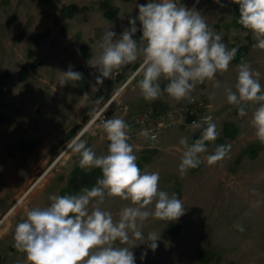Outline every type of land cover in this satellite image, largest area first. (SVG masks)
<instances>
[{
  "label": "rangeland",
  "instance_id": "obj_1",
  "mask_svg": "<svg viewBox=\"0 0 264 264\" xmlns=\"http://www.w3.org/2000/svg\"><path fill=\"white\" fill-rule=\"evenodd\" d=\"M133 2L135 0H0V80L6 82L0 87V209L3 210L0 220L32 182L50 167L53 156L65 150L93 115L94 94L100 85L96 83L97 77L91 72L90 90L88 96H84L77 92L76 81L67 80L65 85H60L62 72L68 71L70 65L73 71H78L80 65L87 67V60L98 56L104 33L121 24L130 25ZM70 4L78 11L72 17H62L61 8ZM221 4L226 6V1L199 0L193 8L200 13L211 11L218 15ZM112 7L118 10L108 18L105 11ZM234 8L238 11L239 5H230L231 10ZM45 30H49L48 35L35 42L34 34ZM226 30L218 33L227 45H251L248 61L260 72V82L264 86V50L252 47L255 41L250 33L245 34V29ZM24 65L27 75L22 80L20 71ZM133 74L131 69L123 71L122 79L115 84L111 95L125 86L117 96L109 119L123 113L119 110L120 103L127 104L131 110L132 105L124 100V90ZM236 75V65L231 64L227 72L217 73L216 80L221 87L213 89L214 93L209 86L211 82L207 81L191 93V97L215 104L219 114L215 122L219 136L224 121H232L240 129L234 139H225L231 150L222 161L208 165L205 160L181 177L178 172L182 152L179 141L185 137L191 144L195 134L186 126L162 135L157 142L147 141L152 147L142 151L134 148L140 168L159 172L161 190L169 195L176 193L185 207V214L176 221L149 218L144 222L145 237L149 232H156L158 247L153 251L148 242L135 241L137 245L131 249L135 264H205L197 259V251L202 248L212 249L220 256L219 261L209 264H264V144L255 138L250 123L252 106L249 105V115L240 118L236 106L227 103L224 88L235 90ZM141 78L139 76L138 80ZM129 122L132 123L131 118ZM98 128L83 132L79 140L89 146ZM71 130L74 133L67 139ZM131 140L129 142L135 147ZM24 141L28 143L25 147ZM103 141L107 145L110 143ZM254 141L262 148L252 158L244 149ZM217 145H221L218 138L209 142L202 158L212 154ZM50 147L52 150L48 149ZM77 156L70 149L61 160L63 165L53 170V177L58 175L57 179L66 184ZM45 179L47 176L40 184ZM111 199L114 201L108 203ZM35 204L31 195L26 194L23 203L2 221L0 264H27L26 254L14 246L13 236L16 224L26 218V211ZM128 204L118 197H106L101 208L111 211L114 219H118L120 210ZM234 225H243L244 231L237 230ZM170 226L173 230L169 237L163 238ZM144 252L147 255L142 259Z\"/></svg>",
  "mask_w": 264,
  "mask_h": 264
},
{
  "label": "clouds",
  "instance_id": "obj_2",
  "mask_svg": "<svg viewBox=\"0 0 264 264\" xmlns=\"http://www.w3.org/2000/svg\"><path fill=\"white\" fill-rule=\"evenodd\" d=\"M239 5L238 23L251 34L254 49L264 50V0H231ZM220 3V0H216ZM138 16L129 19L118 39L116 33H104L99 56L90 65L97 67L100 75L97 84L113 78L114 70L141 60L135 75H140L137 87L146 101H154L166 93L176 101L191 100L198 84L213 82L219 89L217 73L227 72L238 49H229L220 33L214 31L204 16L195 8L189 9L176 0H149L137 5ZM223 7V4H221ZM140 22L142 36L134 39ZM234 89L225 87L227 103L236 106L240 118L249 115L252 106L251 126L255 138L264 144V86L260 72L254 70L243 58L236 66ZM82 74L72 70L62 72L60 85L67 80L79 81ZM161 79L167 81L161 87ZM123 91V89H120ZM86 95V94H85ZM99 103V101H97ZM191 128L202 129L201 135L189 144L182 137L178 172L185 176L190 169L205 162L214 165L226 158L231 145H217L212 154L207 144L219 136L211 114L194 121ZM99 128L105 133L108 144L106 155H97L86 143L72 141L67 147L80 156L81 169L98 168L102 176L91 188L79 194L50 195V205L26 211L15 226V248L26 254L27 264H135L131 249L135 241L148 242L155 251L159 236L149 232L145 237L142 228L149 218L176 221L185 214V207L176 193L169 195L160 188L157 171L142 170L137 163L134 146L129 142L130 125L121 117L102 120ZM139 135L147 141L157 142L158 133L143 128ZM118 197L129 204L114 219L111 211L103 210L105 198ZM244 231L243 225H234ZM119 242V243H117ZM130 245V246H122ZM147 252L142 253L143 259Z\"/></svg>",
  "mask_w": 264,
  "mask_h": 264
},
{
  "label": "crops",
  "instance_id": "obj_3",
  "mask_svg": "<svg viewBox=\"0 0 264 264\" xmlns=\"http://www.w3.org/2000/svg\"><path fill=\"white\" fill-rule=\"evenodd\" d=\"M198 1L199 0H176V2L178 4H183L184 6H186L189 9H192L194 7V5ZM225 1H226V6L220 7L221 11L219 12L218 15H213V13L211 14V11H205V12L203 11L201 13L204 16L206 22L216 32H218V31L223 32L224 30L227 31L226 29H228V30H240V29H243L242 26L238 23V18H239L238 17V11L235 8L232 9V10L230 9V5L235 7V3H232L231 0H225ZM148 2H149V0H135V2L132 3V8L130 10V14H129L131 16L130 18H135V17L138 16L139 13H138L137 5L147 4ZM185 2H186V4H184ZM188 3H189V5H188ZM198 5L196 6V8L198 7ZM136 22H137V24L138 23L139 24L138 25L136 24L138 31L134 34V37H133L134 39H135V36H136L137 33H141L140 36H142V32L139 30L141 28L140 22L138 20ZM130 27H131V25H128V24H121L120 26H117L113 30V32L116 33V36L114 37V39H118L121 36V34L123 33V31L126 28H130ZM214 27H216V28H214ZM110 31H112V30H110ZM231 44H235V43H231ZM100 51H101V49H100ZM250 53H251V49L249 50V53H248L247 62H249L248 60H249ZM97 54L99 56L100 52H98ZM97 57H95L93 55L91 59L87 60L88 64H87V67L86 66L85 67H86V69L89 70V76L92 73L96 77H98L100 75V72H99L98 68L97 67H93V66L90 65L91 63H93L96 60ZM140 63H141V60H137L135 63L128 64V65L124 66L120 70H114L113 78L112 79L111 78H105L103 80V83L99 85L98 89L100 87H103V86L107 85L109 82L114 81V80L117 83V81L122 79L121 75L123 74V71H129V69H131L132 71H134V74H136ZM231 64L236 65V66L238 65L237 63H233V62H231ZM134 74H133V76H134ZM89 76H88V79H89ZM139 76L140 75H135L134 79L132 77V79L130 80L129 84L126 85V87H125L126 89L124 90V100L129 102L132 105L131 106V110L129 111V109H128V111L124 112L123 110H121L119 108V110L121 112H123V113L114 114L113 116L110 117V119L114 118V117H121V118L125 119V121L130 125V133H129L130 137L132 135H135V139H132V140L130 139L131 142L134 141L133 144L135 145V147H134L135 150L139 149V150L142 151L145 148L152 147V145L147 144V140H145L143 137H141L139 135V132H140L141 129L144 128V125L136 123L134 121V117L138 113H140L141 111H143L144 109H146L149 106L157 107V106L161 105L162 107H165V106L174 107V106L181 105V104L187 105L188 104V100L176 101V100L170 98L166 93H163L160 98H158V99H156L154 101H146L141 96L139 88L136 87L137 83L139 81L138 80ZM89 82H90V86H91L90 79H89ZM160 83H161V87L163 88L166 85L167 81L162 79L160 81ZM209 86L212 89V92L214 93L213 89H215V88H213L212 82H211V84ZM197 87H201V86H199V84H198L196 86V88ZM98 89H96V91ZM89 90H90V87H89ZM96 91H95V93H96ZM87 93H85L86 95L85 94H82V95L88 96ZM94 97H95V94H94ZM206 102L208 104H210L214 108V111L216 112L215 104L212 103L211 101H207V100H206ZM128 113H129V115H131L130 118L132 119V123L129 122L130 118H129ZM218 115L219 114L216 113V122L219 119ZM225 122H227V121H224V123ZM224 123H223V126H222V133H223ZM182 128L185 129L186 127H182ZM71 132H72V130L67 134V139H69L68 136L71 137L72 134L74 133L73 132L72 134H70ZM93 134H94V137L90 141V144H89L88 147H91L93 149V151H95L98 156L99 155H106L107 154L108 145L105 144L104 141H103V140H107L106 136H105V133L100 128H98V130H96V132H94ZM74 140H76V139L74 138L72 141H74ZM72 141L70 142V144L72 143ZM158 141H159V139H158ZM65 147H66V148H64L65 152L63 151L58 156L56 154L53 156V158H52L53 160H51L52 162L50 164V168L49 167H48L49 169L47 168L48 171H46L47 169L45 170L46 173L44 174L42 179L40 181H38L36 184H35L36 181L32 182V184L28 187L29 191H28L27 194L31 195V197L33 199V203H37V204L34 205V208L35 207H40V205H43V207L49 206L50 203H51V201L49 200V196L50 195H60L61 189L64 186L67 185L68 181L65 184L62 181H59L57 179L58 175L56 177H53V175H52L53 174V170L55 168H57L58 166L63 165V163H61V160L64 157V155H66L70 151V149L67 147V145ZM52 148L53 147H50L48 149L52 150ZM48 159H49V157H48ZM79 159H80V156L78 155L76 163H74L75 165H73V168H75L76 166H79ZM73 168L71 169V171L73 170ZM92 169H94V168H92ZM92 169H84V170L85 171H90ZM46 176H47V179H45V181L42 184H40V182H42L43 178H46ZM81 190L78 191V194L81 192ZM113 198H115V197H113ZM113 201L111 199V201H109L108 203H111ZM2 212H3V210L0 209V215L2 214Z\"/></svg>",
  "mask_w": 264,
  "mask_h": 264
},
{
  "label": "trees",
  "instance_id": "obj_4",
  "mask_svg": "<svg viewBox=\"0 0 264 264\" xmlns=\"http://www.w3.org/2000/svg\"><path fill=\"white\" fill-rule=\"evenodd\" d=\"M117 10H118L117 7H112L110 10L105 11L106 17L112 18L114 16V13ZM77 11H78V9L76 8V6L73 4H70V5L62 7L60 10V14L64 18H68V17H72L74 14H76ZM238 16H239V10H238ZM48 32H49V30H45V31L35 33L33 36L34 41L40 42L43 38H45L48 35ZM140 34L141 33H137L135 36V39L137 41H139V39L141 37ZM223 43H225V42H223ZM227 47L229 49H231L233 47H236L238 49L236 57L232 61L233 63L239 64L242 58L245 61H247V57H248V53H249L251 45H248V44H243V45L230 44V45H227ZM26 72H27V66L24 65L20 71V79L24 80L26 78V75H27ZM77 72H80L82 74V79L79 81H76L77 92L82 95V94H85L89 91V87H90V82L88 79L89 70L86 69L83 65H80L78 67ZM115 84H116V81L114 80V81L109 82L107 85L100 87L95 93V99L98 101L106 100L108 97H110L111 92L115 88ZM5 85H6L5 80L1 79L0 80V87H4ZM112 107L113 106H111L109 108L110 112H111ZM239 131H240V129L235 123H233L231 121L225 122L224 127H223V133H222V135H220L218 137L219 142L221 144L227 145L225 139L226 138L234 139L237 136V134L239 133ZM73 132H74V130L70 134H72ZM201 132L202 131H198L194 134L192 142H194L196 139H198L200 137ZM257 142L256 141L252 142L251 145L249 147H247V149H244L245 150L244 153L248 152L250 157H252V158L256 157L260 148H262V145H260V144L258 145ZM22 144H23V147H25V146H27L28 143H27V141H24V142H22ZM30 145H32V144L30 143ZM26 149L28 150L29 148H26ZM149 150L151 151V149H149ZM101 176H102L101 170L98 168H94L90 171H85L84 169H81L79 166H76L71 171V175L68 179L67 185L61 189L60 195L78 194V191L81 190L82 188H85V187L91 188L92 186L95 185L96 180L98 178H101ZM171 228L172 227L170 226L168 232L163 234V238L169 237L170 231L173 230ZM217 255L218 254L216 253V251L209 249V248H202V249H199L197 251V259L200 262H203L205 264H209L213 260L219 261L220 256H217Z\"/></svg>",
  "mask_w": 264,
  "mask_h": 264
},
{
  "label": "built area",
  "instance_id": "obj_5",
  "mask_svg": "<svg viewBox=\"0 0 264 264\" xmlns=\"http://www.w3.org/2000/svg\"><path fill=\"white\" fill-rule=\"evenodd\" d=\"M119 92L120 89L103 102L99 101V103H97L96 101L93 115L85 124L82 130L83 132L90 131L92 128L99 126L102 120L108 119L109 107L117 102ZM119 108L126 112L128 111L129 106L127 104L120 103ZM206 114H211L213 120L215 121L216 114L213 107L204 99L199 100L192 96L191 100H189L188 106L182 104L174 107H147L144 111L138 113L134 117V121L144 125V128L157 132L159 138L168 132L180 128L181 126H186L193 130H202L191 128L190 125H192L194 121H199L200 118Z\"/></svg>",
  "mask_w": 264,
  "mask_h": 264
},
{
  "label": "bare ground",
  "instance_id": "obj_6",
  "mask_svg": "<svg viewBox=\"0 0 264 264\" xmlns=\"http://www.w3.org/2000/svg\"><path fill=\"white\" fill-rule=\"evenodd\" d=\"M50 168V167H49ZM48 168V169H49ZM48 169L46 170V171H48ZM46 171L38 178V180L37 181H39V180H41L42 179V177L44 176V174L46 173ZM36 181V182H37ZM28 189L21 195V196H19L18 197V199H17V201L15 202V204L12 206V207H10L11 209L1 218V220H0V225H1V223H2V221L3 220H5L6 218H7V216L13 211V209H15V207L16 206H18L19 204H21V203H23V201H24V198L26 197V194L28 193Z\"/></svg>",
  "mask_w": 264,
  "mask_h": 264
},
{
  "label": "flooded vegetation",
  "instance_id": "obj_7",
  "mask_svg": "<svg viewBox=\"0 0 264 264\" xmlns=\"http://www.w3.org/2000/svg\"><path fill=\"white\" fill-rule=\"evenodd\" d=\"M110 96H111V95H110ZM108 98H109V97H108ZM108 98H107V99H108ZM107 99H106V100H107ZM104 101H105V100H104Z\"/></svg>",
  "mask_w": 264,
  "mask_h": 264
}]
</instances>
